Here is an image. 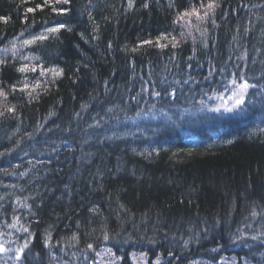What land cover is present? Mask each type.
Wrapping results in <instances>:
<instances>
[{"label":"trees","instance_id":"obj_1","mask_svg":"<svg viewBox=\"0 0 264 264\" xmlns=\"http://www.w3.org/2000/svg\"><path fill=\"white\" fill-rule=\"evenodd\" d=\"M132 2L0 0V17L8 18L0 21V89L7 94L0 96V238L12 249L22 245L5 227L18 212L44 227L21 264H43L36 255H57L51 247L72 235L87 241L100 234L119 255L156 258L161 246L174 259L196 243L225 251L243 246L245 254V246L264 242V118L234 132L219 113L236 87L231 80L241 76L259 88L252 101L264 109V0H216L214 14L186 17L191 24L174 21L193 5L200 9L201 0ZM49 19L71 30L25 49L22 41ZM25 64L63 74L17 71ZM255 106L228 116L253 119ZM135 110L143 112L139 121L131 118ZM197 111L212 126L191 122L187 116ZM41 118L55 126L47 133L52 145L37 142L36 155L46 159L30 165L17 145ZM78 128L90 131L81 137L88 146L58 150L56 138L76 142ZM9 129L24 134L13 137ZM207 141L217 148L204 150ZM143 144L147 151H138ZM5 167L34 173L27 195ZM45 189L48 196L38 200Z\"/></svg>","mask_w":264,"mask_h":264},{"label":"bare ground","instance_id":"obj_2","mask_svg":"<svg viewBox=\"0 0 264 264\" xmlns=\"http://www.w3.org/2000/svg\"><path fill=\"white\" fill-rule=\"evenodd\" d=\"M38 5H40L41 7H37L36 8L38 10H42V5L41 3H39ZM58 15L62 14V11H56L55 12ZM35 27V25H33ZM38 29L36 30V35H40L41 33H44L45 35H47V39L45 40H50L55 38L59 32L56 33H47L46 29L48 28H52V27H56L57 25H55L54 22H52V19H49L47 21H41L38 24ZM27 48L25 49H31V45L26 46ZM39 73V71L34 72V74ZM255 93L253 95H249L247 92V99H245V106H243V110L244 109H249L252 108L251 105H256V108L260 107V113H258V115H256V117L249 118V119H244L243 121H241V118H243L240 115H231L228 116L229 113L232 112H236L237 110H233V111H227L226 108H231L234 101L232 99H226L224 100L223 103V108L219 113L223 116V118L227 121L225 123V125L227 127H229V130H233L234 132H236L237 128H239L240 125L244 126V124L247 123H251L254 126L255 125H261L260 123H263V118H264V109L261 108V106H257L259 105L257 103V101H252L253 98L255 99V97L259 96L257 95V93L260 91L259 88L256 86L255 89ZM251 100V101H249ZM259 101L264 103V98H261ZM260 102V104H261ZM254 112H259L257 110H253ZM199 111H197V115H192V116H187L191 122H193L194 124H206L209 126H212V123H210L207 119L203 118L202 115H206V114H200L198 113ZM238 112V111H237ZM240 112V111H239ZM242 113V112H241ZM132 114L134 117H132ZM131 115V118H134L136 120L134 121H139V119L141 117H143V112H141L140 110H135ZM257 114V113H256ZM244 115V114H241ZM133 120V119H132ZM45 119L41 118L36 120V123L33 125V130H29V132L26 133V138L24 140V143H21L19 145H17L20 150L22 151V156L25 159V161L27 163H29L30 165H34V164H43L44 160L46 158H41L39 157L38 154L40 152L39 147L36 145L37 142H40V144L42 143H51V139L48 138V132H51L52 129H55V126H52L51 124L48 125V122H45ZM133 123V122H132ZM136 122H134V125ZM264 124V123H263ZM80 127V123H76L73 125V127ZM247 126V125H246ZM57 129V128H56ZM9 130H13L11 131V134L13 135V137H18L23 135L24 133L21 132L19 129H9ZM81 130V129H80ZM74 133V137H75V141H71L70 137L63 134L62 138H56L57 141L60 143V147H58V150H60L61 152H67L68 150H78L79 146L81 147H86L88 146V142H84L81 143V137H87L90 135V131H85V132H81L79 131V128L77 130L73 131ZM262 133V131L257 133V136L260 135ZM72 134V133H71ZM256 134V133H255ZM31 143V144H30ZM207 147L204 148V150L206 151H212L214 149H216L217 145L212 143L210 144L208 141L205 143ZM52 145V143H51ZM145 144L141 145L138 147V151H147L145 150ZM3 150L0 147V157L3 155ZM55 155L60 156L61 153H56ZM144 157V156H143ZM12 159V158H11ZM17 159V158H15ZM5 160V159H0V161ZM7 160V159H6ZM20 160V159H19ZM0 165H2V163L0 162ZM6 168V167H5ZM4 170H7L8 172H10V177L12 179V182L15 188H18L20 191L24 192V195H27L26 193L31 189L30 186L31 183L28 181V179H35L37 177H35L34 173H32L31 171H28L26 173V171L24 170H19L16 169L14 167L12 168H6ZM0 171H1V167H0ZM3 174V172H2ZM41 179V178H40ZM43 183V182H41ZM40 183V184H41ZM40 184L38 186H40ZM46 191H44L42 194H40L38 196V200H42L43 198L48 196V191L47 189H45ZM1 205H4V203H1ZM19 218V222H17V219ZM251 220H255V216L251 215L249 217ZM42 220V219H41ZM7 224L5 225L6 227V233H12L13 235L16 236L17 241L20 244L24 243L25 239H28L29 241V247L27 249H25V251L27 250L28 253L29 251L32 252V247L34 245V242L36 241L37 237L39 236L40 233V229H44V227H39L41 222H37V224H31L29 223V221L27 220V213L26 212H22L18 214H15L11 219L7 218L6 219ZM15 224L16 227H9V225H13ZM21 226L27 227L29 228V231L32 233V236L29 237L28 233L23 232L21 229ZM224 231V230H223ZM222 232V231H221ZM74 235H72L73 237ZM72 237L68 238L69 243H64V244H55L51 247V249L56 252L57 255H51V256H47L45 254H41L39 253V255H36L37 257L41 258L43 260V264H96L95 260L97 259V257H99L100 254H106V251H110L111 253L113 252V254L116 257L120 258L119 264H136L137 262H140V260L138 259L139 256L140 257H147V262H141V264H219L220 261H228V264H264V242L261 243H257L256 246L254 245V248L251 246H245L244 248L246 249V255L243 252H241V250L243 249V246H237V247H233L232 249L229 248L227 251L225 250H219L216 249L215 247H202L200 246L198 243H196L192 249H178L176 252V255H179L180 259H174V257L170 256L169 253L164 252L163 247L158 246L159 252L160 254L157 255L156 258H150V254L146 253V254H137L135 253V251H128L127 254L122 251L119 254L115 251V247L110 244L109 240H103V236H101L100 234H95L93 236L92 240H84V239H80L78 236L75 240L72 239ZM200 237V234L199 236ZM92 238V237H91ZM104 241V242H103ZM206 242V241H205ZM91 244L92 248H88V245ZM7 248L8 246L5 245ZM157 246V245H156ZM202 247V248H201ZM120 248L118 247V250ZM125 251H127L126 249H123ZM163 250V251H162ZM40 251H42V249H40ZM135 254V255H133ZM13 255V254H12ZM162 255V256H161ZM14 256V255H13ZM190 256V257H189ZM151 260V261H149ZM152 260H154L152 262ZM185 260H187V263L185 262ZM156 261V263H155ZM138 264V263H137ZM225 264V263H222Z\"/></svg>","mask_w":264,"mask_h":264},{"label":"snow or ice","instance_id":"obj_3","mask_svg":"<svg viewBox=\"0 0 264 264\" xmlns=\"http://www.w3.org/2000/svg\"><path fill=\"white\" fill-rule=\"evenodd\" d=\"M48 0H45V4H47ZM65 3L68 2V0H64ZM129 8H131L133 6V2L132 0H129ZM171 6V5H170ZM220 5L218 3H216V0H209V3H207L206 5L203 3V0H201L200 2V9H205L203 12V15H201L200 9H198L197 7H195L194 5L191 6L190 9L184 10L183 12H180L177 14V19L174 21V23H181L182 21L185 24H191V20H185L186 17H192L195 16L197 20L203 21L205 18H207L210 14H214L215 13V9L218 8ZM37 7H41L40 5H37ZM144 7H148L147 4H144ZM35 9L34 8H28L27 12H33ZM55 11V9H53ZM62 12H66V10L62 9ZM0 21L7 23L8 22V18L7 17H0ZM26 22V18L25 21ZM61 29H67V30H71L70 27L68 26L67 22H58L56 27H52V28H48L46 29L47 33H56L59 32ZM23 35V34H21ZM203 35V33H202ZM47 39V35H45L44 33H41L40 35H36L33 36L31 39H25L22 41V44L24 46L27 45H31L36 43L37 41H42ZM160 39H168L167 36H162L160 37ZM174 39V38H173ZM144 43H151V41H144ZM161 47H164L166 45H158ZM173 46L175 47V44H173ZM206 46V45H205ZM13 49H15V44H13ZM5 53H7L9 51V49H4L3 50ZM133 51H135V49H133ZM13 55H15V52L13 51ZM24 59H29V57H24ZM39 59V58H37ZM5 61L0 60V63H4ZM36 71L37 68L36 66H32L29 67V65L25 64L21 67H19L17 69V71L21 72V73H25L27 71ZM40 72L41 75H46V74H51L53 78L58 77L60 75L63 74V69H58V68H49V69H44L43 67H40ZM235 75V74H233ZM242 80V82H239L237 79H232L231 80V84L235 85L236 87L233 89L232 91V96L230 97L234 103L232 105L231 108H226L227 111H233V110H243V106H245V99H246V94L248 92V90L250 88H256L255 84H250L248 82V80L243 79V77L241 76L240 78ZM37 87H39V83H37L36 85ZM28 88V85L25 84V89ZM15 86H13V91H15ZM24 89H22L23 91ZM174 94V93H173ZM29 95H31V92H29ZM155 95L159 96L160 92H156ZM0 96H4L6 98L7 94L3 91V89H0ZM220 109H215V111H219ZM8 111H14L13 108L8 109ZM0 115H3L2 112H0ZM228 143H231L232 141H227ZM19 203V202H18ZM24 207H29L30 205H23ZM93 211H95V209H93ZM253 216L258 215V213H256L255 211L252 212ZM17 222H19V218H16ZM9 227H16L15 224L13 225H9ZM23 232L28 233V236L31 237L32 233L29 231V228L21 226V229ZM0 235H2V233H0ZM105 239H107L108 237L105 235L104 237ZM72 239H76L75 236L72 237ZM251 239L256 240L258 239V237L253 236ZM49 240H50V236H49ZM47 243V241H46ZM29 247V241L28 239L24 240V243L17 247V248H7L5 246V243L0 242V254H7L9 252H13L15 253L14 257H9V259H16L17 261H22V258L24 257L25 254V249H27ZM88 248H92V245L89 244ZM6 264V262H5Z\"/></svg>","mask_w":264,"mask_h":264},{"label":"rangeland","instance_id":"obj_4","mask_svg":"<svg viewBox=\"0 0 264 264\" xmlns=\"http://www.w3.org/2000/svg\"><path fill=\"white\" fill-rule=\"evenodd\" d=\"M0 242H3V241L0 239ZM133 255H135V254H133ZM9 257H14V256L10 252L7 254H0V264H5V262H6V264H21L20 261H17L14 258L9 259ZM138 259L140 260V262H137V263L141 264V262H144V261L147 262V260L149 258L147 259V257H140L139 256ZM119 261H120V258L116 257L113 254V252L111 253L110 251H106V254H104V255L100 254L99 257H97V259L95 260V263L96 264H119ZM185 262L187 263V260H185ZM155 263H156V261H155ZM222 263L228 264V261H220L219 262V264H222ZM192 264H194V263H192Z\"/></svg>","mask_w":264,"mask_h":264}]
</instances>
